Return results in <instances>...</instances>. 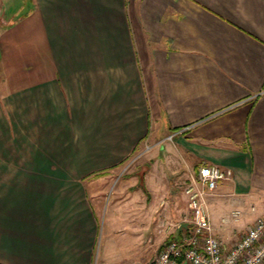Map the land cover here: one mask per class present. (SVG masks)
Here are the masks:
<instances>
[{
	"label": "crops",
	"instance_id": "1",
	"mask_svg": "<svg viewBox=\"0 0 264 264\" xmlns=\"http://www.w3.org/2000/svg\"><path fill=\"white\" fill-rule=\"evenodd\" d=\"M6 21L0 264L100 262L99 180L145 150V183L184 188L172 219L202 165L229 173L207 197L226 248L264 213V0H22Z\"/></svg>",
	"mask_w": 264,
	"mask_h": 264
},
{
	"label": "rangeland",
	"instance_id": "2",
	"mask_svg": "<svg viewBox=\"0 0 264 264\" xmlns=\"http://www.w3.org/2000/svg\"><path fill=\"white\" fill-rule=\"evenodd\" d=\"M21 3L22 0H0V26L7 24V18ZM147 155V150L137 153L99 180V194L92 203L99 221L96 251L100 262L118 264L132 259L149 262L172 236L188 228L184 221L191 213L185 205L177 208V217H170L171 194L178 190L181 203L184 188L170 190L168 181L145 183L144 176L153 165L144 164L149 159ZM160 174L163 175L155 171L152 178L158 179Z\"/></svg>",
	"mask_w": 264,
	"mask_h": 264
},
{
	"label": "built area",
	"instance_id": "3",
	"mask_svg": "<svg viewBox=\"0 0 264 264\" xmlns=\"http://www.w3.org/2000/svg\"><path fill=\"white\" fill-rule=\"evenodd\" d=\"M228 174L217 165H202L185 188L191 213L184 221L188 228L172 236L151 261L132 259L118 264H264V213L229 248L213 232L207 197ZM241 215L240 210L232 213L235 220Z\"/></svg>",
	"mask_w": 264,
	"mask_h": 264
}]
</instances>
